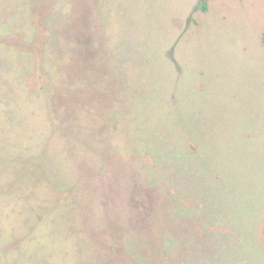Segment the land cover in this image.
I'll return each instance as SVG.
<instances>
[{
    "label": "rangeland",
    "instance_id": "rangeland-1",
    "mask_svg": "<svg viewBox=\"0 0 264 264\" xmlns=\"http://www.w3.org/2000/svg\"><path fill=\"white\" fill-rule=\"evenodd\" d=\"M0 264H264V0H0Z\"/></svg>",
    "mask_w": 264,
    "mask_h": 264
},
{
    "label": "trees",
    "instance_id": "trees-1",
    "mask_svg": "<svg viewBox=\"0 0 264 264\" xmlns=\"http://www.w3.org/2000/svg\"><path fill=\"white\" fill-rule=\"evenodd\" d=\"M203 8H204L205 10H207L208 7H207L206 5H204Z\"/></svg>",
    "mask_w": 264,
    "mask_h": 264
}]
</instances>
